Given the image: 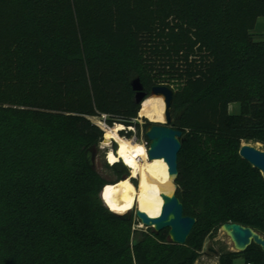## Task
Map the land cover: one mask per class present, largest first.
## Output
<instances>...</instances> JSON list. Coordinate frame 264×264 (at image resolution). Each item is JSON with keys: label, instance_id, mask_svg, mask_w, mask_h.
<instances>
[{"label": "trees", "instance_id": "trees-1", "mask_svg": "<svg viewBox=\"0 0 264 264\" xmlns=\"http://www.w3.org/2000/svg\"><path fill=\"white\" fill-rule=\"evenodd\" d=\"M261 17L264 0H0V264H195L226 223L264 237V178L239 155L264 145ZM136 78L177 86V196L197 220L183 246L111 212L86 164L104 137L89 116L137 127ZM238 258L264 251L218 264Z\"/></svg>", "mask_w": 264, "mask_h": 264}, {"label": "water", "instance_id": "water-1", "mask_svg": "<svg viewBox=\"0 0 264 264\" xmlns=\"http://www.w3.org/2000/svg\"><path fill=\"white\" fill-rule=\"evenodd\" d=\"M132 88L136 92V103L139 105H142L148 96L163 97L164 99L165 123L150 121V125L146 130V137L150 142L148 145V158L149 161L164 160L168 166L170 181L174 186L173 194L165 197L161 213L157 218H152L138 209H136V216L143 226L152 228L156 233L166 229L169 230L168 236L171 243L183 246L186 244L197 220L184 215V205L177 196L179 188L176 183L179 177L178 157L182 149L181 138L183 133L171 126L173 122L171 108L175 91L168 85H155L148 94L140 78L132 81ZM94 154L95 148H91L86 152L85 159L89 168H95ZM239 155L254 169L258 170L264 178V150L244 142L240 147ZM132 182L136 187L138 186L139 181L137 178L133 179ZM102 192L103 189L101 196ZM120 216L126 220L130 219L129 215ZM221 230L230 238L236 252H244L252 244L257 245L264 251V237L251 227L238 223H226L222 225Z\"/></svg>", "mask_w": 264, "mask_h": 264}, {"label": "bare ground", "instance_id": "bare-ground-1", "mask_svg": "<svg viewBox=\"0 0 264 264\" xmlns=\"http://www.w3.org/2000/svg\"><path fill=\"white\" fill-rule=\"evenodd\" d=\"M139 116L154 123H164L163 97L154 96L146 99L141 105ZM99 124L104 131V144L109 146L117 143L116 150L107 153L108 163L115 166L123 162L130 170L128 178L103 188L101 196L103 203L111 212L118 215H125L136 208L152 218H157L165 197L171 196L174 192L167 164L159 159L149 161L147 146L123 137L121 132L127 130L125 125L116 124L115 127H109L102 122ZM135 178L139 181L137 187L132 182Z\"/></svg>", "mask_w": 264, "mask_h": 264}, {"label": "rangeland", "instance_id": "rangeland-1", "mask_svg": "<svg viewBox=\"0 0 264 264\" xmlns=\"http://www.w3.org/2000/svg\"><path fill=\"white\" fill-rule=\"evenodd\" d=\"M253 37L255 41H264V17H261L258 19L257 24L253 30ZM160 85L169 86V84H166V83H162ZM170 87H172L174 91L177 90L176 85H170ZM150 97H154V96H148V98ZM239 110H240L239 104H233L230 106V109H229L230 113H238ZM88 119L93 124L98 126L100 129L101 127H100L99 122L106 124L105 115L89 116ZM135 123L137 124V127H130V128H133V130H130L129 127L125 126L127 130L122 131L121 135L125 138L133 139L136 142L142 143L148 148V143L145 137V133L147 130V124L150 123V121L146 118H140V116H138V118L135 120ZM116 124L117 123H114L112 126L115 127ZM246 143H250L251 145L257 148L264 150V145L261 143H256V142H246ZM115 145L117 146V143H113L109 146L105 145L104 137H103V141L100 143L99 147L95 149V154H94L95 168L103 176V178L107 182L106 184H113V183L118 182L116 180V172L107 168V166H113V165H110L106 159L107 153L110 150H113ZM120 163H122L123 165L126 164V163L124 164L123 162H120ZM129 176H130V170H129ZM125 215H129L130 219H132L135 222V228L137 230L146 231L148 229L145 226H143L138 220L136 216V208H134L133 210H131ZM223 250L236 252L233 248V244L230 238L220 229L215 234L210 235L205 239L204 246L201 251V256L195 264H218L219 254ZM236 264H245V263L242 258H238L236 260Z\"/></svg>", "mask_w": 264, "mask_h": 264}, {"label": "built area", "instance_id": "built-area-1", "mask_svg": "<svg viewBox=\"0 0 264 264\" xmlns=\"http://www.w3.org/2000/svg\"><path fill=\"white\" fill-rule=\"evenodd\" d=\"M107 126H109L107 123H106ZM110 127V126H109ZM130 128V127H129ZM102 129V128H101ZM249 264V263H248Z\"/></svg>", "mask_w": 264, "mask_h": 264}]
</instances>
